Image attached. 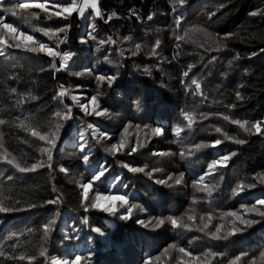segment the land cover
I'll return each instance as SVG.
<instances>
[{
    "label": "trees",
    "instance_id": "trees-1",
    "mask_svg": "<svg viewBox=\"0 0 264 264\" xmlns=\"http://www.w3.org/2000/svg\"><path fill=\"white\" fill-rule=\"evenodd\" d=\"M2 3L4 7H13L17 0H2ZM99 6L105 13V19L112 12L117 13V18L105 24L99 18L92 20L90 13L85 15L89 17L87 19H81L77 13H73L69 20H49L38 9H33L40 18H31L24 24L19 18L5 14L7 21L20 24L30 35L50 46L57 42V36L49 38L40 32H33V29L71 24L67 30L68 42L60 45V50L75 53L69 61V69L55 73V78L49 68L52 58L45 53L33 54L11 49L6 56L0 57V118L7 121L4 126H0V132L4 133L5 148L22 165L25 161L30 164L34 157H40L38 146L43 147L44 142L35 140L30 133L17 127L20 120L36 127L38 131L51 130L57 122V118L53 116L57 111V100L53 97L61 84L80 98L81 103H87L91 95L97 92L95 75L118 74V78L111 87L105 83L100 88L103 93L100 97L101 106L109 109L111 118L94 115L85 117L72 99L65 97L64 104L72 107L73 118L60 130V140L53 150L54 170L44 168L37 172L18 173L11 166L0 163V170L7 169L5 176H14L13 181L0 179V195L5 198L6 203L20 200V206L25 209L16 213L0 214L3 217V222L0 223V251L13 255L37 252L43 243V225L59 211L57 224L49 241L44 245L49 249V257L63 259L80 254L86 258L83 264H145V261H151V264H183V260L188 258L178 252V247H185L194 256L201 255L202 260V253L211 249L225 252L226 258L245 253L243 264L248 260L256 262L264 254V219L246 212L242 205H251L257 198L264 199V137L247 136L248 142L245 145L225 142L217 149H213L210 144L220 136L215 133V127H221L234 138L246 136L238 126L224 121L216 113H224L241 120L264 119V52H260L264 48V16H249L251 11L264 9V0H188L176 14L171 11L169 0H99ZM130 10L139 13L143 22L137 21L134 16L129 18ZM212 11H216L217 15L209 21L208 14ZM153 13L154 19L147 21L146 17ZM181 13V27L203 29L227 47L220 52H206V48L199 47L184 37L180 41L181 55L172 60L176 50L173 37L174 15ZM28 15L31 16L30 13ZM92 23L96 26V41L88 39L87 36ZM166 27L170 37L165 38V42H161L157 49L160 57L164 59L161 70L158 71L155 67L156 59H150L149 53L159 37V32L167 34L162 31ZM227 34L233 35L227 40L222 39ZM109 35L117 43L99 46L98 41ZM62 36L60 34L61 38ZM124 37L131 39L125 41ZM82 39H87L88 43H81ZM136 43H140L142 49L138 55L132 56L129 50H135ZM98 47L100 51H97ZM119 50H125L123 57L119 55ZM253 52L258 55L252 56ZM237 53L241 59L234 60L229 66L228 61ZM200 55L205 57L204 63L212 56H217L218 60L205 68L200 63ZM105 56L112 61L111 64L105 60ZM190 63L197 65L190 73V78H196L208 96V100L203 103L198 95H185V89L180 84L182 70ZM145 66L151 68V75L142 71ZM41 68L45 70L41 71ZM85 68L94 69L93 76L71 75ZM186 82L190 83V79ZM241 83L245 85L241 89L245 100L237 102L235 109H225L224 104L234 102V93ZM12 89H16V92L13 93ZM29 94L36 96V99L31 100ZM20 100L24 102L17 103ZM92 107L89 105V111ZM181 109L192 113L196 120L191 131L185 127L187 121L181 119ZM201 113L213 115L203 119ZM86 123H94L111 137L100 145L90 141L92 152L88 164L83 161L77 147L79 133L85 129ZM158 126H163L164 134L154 137L151 129ZM177 126L183 131L180 139L173 143L177 139L174 132ZM125 128L128 129L126 133ZM121 139L132 145L139 140L146 146L132 155H128L126 150L117 152L115 156L104 151L106 146L118 144ZM197 143L209 146L197 152L193 147ZM181 148L186 152L184 158L179 155ZM189 149L195 154L187 155ZM167 151L176 155L153 154ZM230 151H236L237 155L222 170L224 180L220 181L217 176H208L205 179L209 186L217 185L218 190L213 191L211 198L206 193L196 192L192 187L193 179L207 170V164L217 152L224 154ZM43 159L46 160V156ZM121 162L138 167L147 164L149 171L153 168H161L163 171L154 173L153 178L149 179L143 173L128 172L121 167ZM102 164L109 171L96 183L95 190L103 194L109 191L114 195H127L130 203L143 206L146 212L134 209L133 217L129 220H121L119 214L112 216L99 210H90L86 214L83 212L79 206V189L72 182L73 178L83 177L87 181L92 175L91 169L95 171ZM60 167L67 168L68 174L60 172ZM180 173H184L182 183L175 185L174 181ZM236 173L241 182L246 185L255 183L256 187H245L240 195L231 196V183L234 181L232 177ZM169 174H173V180L169 181L173 185L171 188L155 183L156 179H167ZM116 176L121 177L119 184L110 187ZM53 186L58 189V193L52 191ZM61 193L62 203L59 205L27 207L28 203L40 204L43 200L55 198ZM232 211L247 219H256L259 223L227 241L213 240L198 231L203 223H209L206 231H214L216 225H223L220 235L232 228L233 221L243 228L234 217L224 215ZM209 214L213 216L211 222L207 220ZM83 215L89 218L87 226L79 223ZM189 215L194 217V221L187 220ZM168 216L182 218L190 225V230H173L167 223L160 229H154L151 225L145 228L135 222L136 219L147 222L152 218ZM201 217H204L203 221ZM73 227L79 230L78 234L73 233ZM97 227L106 233L104 237L99 238L91 231V228ZM65 235L78 238L65 240ZM195 237L200 239H193ZM17 239L19 246L13 252L11 246ZM189 241H192L191 246ZM173 244L177 248H172ZM165 249H168L167 253ZM208 259L212 260V264H222L219 258ZM0 261L3 264H17L16 261L4 258H0ZM42 262L43 258H39L36 264ZM19 264H27V261Z\"/></svg>",
    "mask_w": 264,
    "mask_h": 264
},
{
    "label": "snow or ice",
    "instance_id": "snow-or-ice-1",
    "mask_svg": "<svg viewBox=\"0 0 264 264\" xmlns=\"http://www.w3.org/2000/svg\"><path fill=\"white\" fill-rule=\"evenodd\" d=\"M188 0H169L171 4V11L176 14L179 11L180 7H183ZM33 9H38L40 13L45 14L46 18L51 20L53 18L69 20L72 17L73 13H78L81 19H87L89 17L85 16V13L88 9L92 10L91 19L95 20L99 18L104 21L105 24H108L114 18H117V13L112 12L107 15V19H105V13L101 10L99 6V0H81L78 3V0H61V2H55V0H17V3L13 7H4L2 0H0V57H4L8 54L9 50H22L27 53L33 54H40L45 53L48 57H51V63L49 68L53 72V78H55V73H59L62 71H66L69 69V61L73 59L75 56L74 52L71 51H61L60 45L67 44L68 37H67V30L71 27V24H65L62 26H57L55 28L51 27H38L34 28L33 32H40L44 36H57V42L50 46L47 43L42 42L35 38L34 35H30L28 31L24 30L20 24L13 22H9L6 20L5 14H10L12 17L19 18L24 24L28 23L31 18L39 19L38 13L32 11ZM50 9H56L55 11H51ZM31 14L29 16L28 14ZM153 14H149L146 19L147 21H152L154 19ZM217 15L216 11H212L208 14V20L211 21L213 17ZM134 16L137 21H141L142 17L139 13L135 10H130L129 18ZM250 17H257V16H264V9H257L255 11H251L249 13ZM174 25L175 28L173 30V37L176 41L175 43V51L172 55V60L178 59L181 55V44L180 41L184 40V36L179 35L178 31L182 25V13L178 15H174ZM60 34H63L62 38ZM233 34H227L226 36L222 37V39L227 40ZM88 39L92 41L97 40L96 35V26L95 23L90 25V31L87 32ZM131 37H124V40H130ZM30 42V44H29ZM81 43H88L87 39H82ZM117 41L113 39L111 35L107 36L106 39H100L98 41L99 46L104 45H115ZM161 41L157 39L155 44L151 48V52L149 53V58L156 59L155 67L159 71L161 70V65L164 62V59L160 57L159 52L157 49L160 47ZM200 47H203L201 45ZM227 45L218 44L214 49H205V51H216L220 52L223 51ZM135 50H129L132 56L138 55L140 50L142 49V45L140 43H136L134 46ZM97 51H100V47L97 48ZM260 52H264V48L260 49ZM125 54V50H119V55L123 57ZM252 56L258 55V53L253 52ZM57 58H59V66H57ZM241 59L239 53H237L232 60L228 61L229 66L232 65L234 60ZM105 60L108 61L109 64L112 63L111 60H108V57L105 56ZM205 57L200 55V63L204 64V67L207 68L208 65L215 63L218 60L217 56H212L211 59L207 60V63H204ZM119 67V65H117ZM197 65L195 63H190L186 66L185 70H182L180 84L185 89V95L192 94L198 95L202 98L201 102L208 100L207 94L203 91L201 87V83L196 78H190V73H192L193 69L196 68ZM44 68H41V71H44ZM142 71L146 75H151V68L145 66ZM95 70L92 68H85L81 72H74L71 75L76 77L82 76H93ZM227 75V73H224ZM118 74H97L94 76V79L97 81V92L94 95H91L90 99L87 103H81L80 98L77 96H72L70 94V89H66L63 84L59 86V90L54 93V99L59 101L61 105H63V111H56L53 116L58 118L59 121H67L73 118V111L72 107L64 104V98L70 97L74 104L79 107L80 111L83 112L84 116H96V117H104L108 116L109 118L112 117V113L109 112L107 107H102L100 103V97L103 93L100 91V88L105 83L111 87L113 83L117 80ZM190 79V83L186 82ZM192 86H195L194 88ZM245 85L241 83L237 90L234 93V102H230L224 104L223 107L225 109H235L238 106L237 102H242L245 100V95L242 93L241 89H244ZM12 92L15 93L16 89H12ZM29 98L31 100H35L36 96L29 94ZM24 100H20L17 103H23ZM215 103H222V101H215ZM89 105H92V110L89 111ZM119 115V114H116ZM213 115L212 113H208L207 115L201 113L203 119H207L208 116ZM215 115L222 116L223 120L238 126L242 133L246 134L245 137L234 138L230 135L227 131H224L221 127H215L214 131L217 134H220L218 138L211 141L210 146L213 149H217L218 146L224 144L225 142H231L235 145H245L248 140L247 136H261L264 137V119H257L255 121H249L248 119H238L232 118L230 115L224 113H216ZM19 119V118H18ZM27 119V118H25ZM181 119L186 120V128L191 131L193 125L196 123V120L192 113L185 109H181ZM7 121L3 118H0V126H4ZM17 127L23 129L25 132L30 133L31 137L35 138V140L44 142L43 147L38 146V151L40 153V157H34L33 162L30 164L25 161L22 165L16 156L11 155L5 148L3 144V137L4 133L0 132V163L7 164L11 166V168L15 169L18 173H31L37 172L40 169L48 168L50 170L53 169V150L57 147V141L60 140V129L64 127L63 123H56L51 130L45 131H38L36 127H31L25 123L24 120H20L19 124L16 125ZM125 133L128 131L127 128L124 129ZM183 131L182 128L179 126L175 127L174 132L176 136V140H173V143H176L177 140L180 139V134ZM164 134L163 126L153 127L151 129V135L154 137H160ZM147 135V133H146ZM111 137L108 132L101 131L97 125L94 123H86V127L83 131L79 133V143L77 145L79 152L82 154L83 161L85 164H88L90 161V156L92 152V148L90 145V141H94L95 144L100 145L102 142L106 140H110ZM146 145L143 142H138L135 145L128 144L125 142L124 139H121L118 144L113 143L110 146H106L104 151L111 156H115L117 152H122L124 150L127 151L128 155L135 154L139 151V149L145 147ZM208 144L204 143H197L193 145L195 150L198 152L201 148L208 147ZM154 155L160 156H168V155H176V153L167 151V152H159L153 153ZM191 149L188 150L187 155L191 156L194 155ZM179 155L184 158L186 156V152L184 148H181ZM237 155L236 151L226 152L224 154H220L217 152L216 156L211 159V162L207 164V170L202 174L199 175L198 178H194L192 181V187L196 192L206 193L207 197L211 198L213 195V191L218 190L217 185L209 186V184L205 183V179L208 176H217L220 181L224 180V175L222 170L229 165V162ZM46 156V160L43 157ZM106 163V162H105ZM121 167L127 169L128 172L136 174V173H143L149 179L153 178V174L156 172H162L163 169L161 168H153L152 170H147L148 165L145 164L143 167L132 166L129 163L121 162ZM7 169L0 170V179L6 181H13V175L5 176V172ZM60 172L68 174L69 170L65 167H60ZM109 168L106 167L104 164L100 165L91 175V177L85 181L83 177L80 179L73 178V181L77 188L79 189V196H80V208L86 214L90 210H99L105 213H109L112 216H117L119 214V219L121 220H129L133 217V210L139 209L140 212H146V209L135 203H130L129 197L127 195H105L95 190V185L97 182L101 181L102 178L106 176L108 173ZM184 178V173H180L179 177L175 179V185H181L182 180ZM121 180L120 176H116L113 178L114 184L110 185V187H114L116 184H119ZM173 180V174H169L167 179H156L155 183L159 185H166L167 187H172L173 185L169 183V181ZM264 182V181H262ZM245 187L247 188H255V183H248L245 185L243 182L238 184L236 187L231 189V193L233 197L240 195L244 192ZM52 191L54 193H58V189L53 186ZM94 193V195H92ZM119 202V204H117ZM62 203V193L57 194L55 198L43 200L40 204L37 203H28V208H36V207H46L48 205H59ZM20 200H15L14 203H6L5 198L0 195V214H11L25 210L23 207L20 206ZM259 206V207H258ZM242 207L245 209L246 212H252L256 216L264 219V199L257 198L255 203L251 205L244 204ZM123 209L124 211L121 212L120 210ZM228 217H234L235 220L239 221L240 225L244 227L241 228L236 225L235 221L232 222V228L228 230L224 235H220L223 225H216L214 231H206L209 229V223H203V227L198 228V231L203 232L205 236H209L213 240H224L227 241L230 237L235 236L237 233L245 231L247 228H251L254 224L259 223L256 219H247L244 216L238 214L235 211L227 212L224 214ZM60 216L59 211H57L53 218L47 220V222L43 225V243L38 247V251L34 253H27L21 252L18 255L8 254L5 251H0V258H4L10 261H16L17 264L19 262L27 261V264H36L39 258H43L42 264H83L85 261V257L83 255L77 254L72 258H63L59 259L57 257H49V249L44 246L50 239V234L54 227L57 224V220ZM213 219L212 214L207 216V220L211 222ZM153 220L155 223L153 224ZM188 221H194V217L192 215L187 216ZM201 220H204V217H201ZM3 222V217L0 216V223ZM136 223L144 226L145 228L149 227L150 225L154 229H160L167 224H170L173 230L183 229V230H190V225L185 223L182 218L168 216L166 218H152L149 219L147 222L142 219H136ZM79 223L81 226L89 225V218L87 215H83ZM31 231V230H29ZM73 233L78 234V229L73 227ZM91 231L98 234L101 237H104L106 233L102 231L100 228H91ZM74 238H78V236L72 235H65V240H72ZM195 240L200 239V237L193 238ZM192 245V241H189V246ZM19 246V240L13 244L12 250L15 252L16 248ZM172 248H177V245H171ZM166 253L168 249L164 250ZM178 252L182 254L183 257H187V260H183V264H212V260L208 258L211 257L212 259L219 258L222 264H238L241 262L243 264L244 257L246 256L245 253H241L239 255H235L234 258H226L227 254L225 252H217L208 249L207 251L202 253L203 260L201 259V255L194 256L192 251H189L185 247H178ZM264 255V254H262ZM0 264H3V261H0ZM145 264H151V261H145ZM247 264H255V261H248Z\"/></svg>",
    "mask_w": 264,
    "mask_h": 264
},
{
    "label": "rangeland",
    "instance_id": "rangeland-1",
    "mask_svg": "<svg viewBox=\"0 0 264 264\" xmlns=\"http://www.w3.org/2000/svg\"><path fill=\"white\" fill-rule=\"evenodd\" d=\"M81 2V0H78V3ZM90 13V17L92 15V10L91 9H88L85 13L88 14ZM78 14V13H77ZM152 31V30H151ZM162 31H166L167 34H164L163 32H159V37L157 39H159L161 42H165L164 39L165 38H168L170 37V32L168 30V27L162 29ZM180 32H178L179 35H182L184 36L186 39L190 40L191 42L193 43H196V45H198L199 47L201 45H203L202 48H206V49H214L216 48V46L218 44H220L214 37H211L205 30L203 29H200V28H197V27H181L179 29ZM209 52V51H208ZM71 94V93H70ZM72 96H76L74 94H71ZM65 99V98H64ZM74 104V102H73ZM60 110V111H63V105H61L59 103V101H57V111ZM63 123V124H69V120L67 121H59L58 118H57V122L56 123ZM54 127V126H53ZM61 130V129H60ZM59 135H60V132H59ZM78 141H79V138H78ZM94 170L91 169L90 173H93ZM262 178L264 180V174H262ZM232 179H234V181L231 183V189L236 187L238 184L241 183V180H240V176L236 173L234 174V176L232 177ZM244 183V182H243ZM245 184V183H244ZM246 185V184H245ZM105 195H109V191L107 193H104ZM231 196H232V193L230 192ZM111 195H114V194H111ZM259 207V206H258ZM252 214V212H250ZM99 238H101V236H99L98 234H96ZM250 261V260H248ZM247 261V262H248ZM246 262V264H247ZM255 264H264V255L260 256L257 261L255 262Z\"/></svg>",
    "mask_w": 264,
    "mask_h": 264
}]
</instances>
